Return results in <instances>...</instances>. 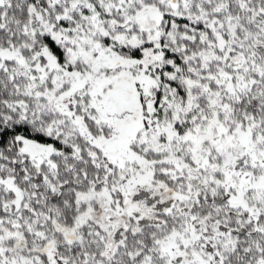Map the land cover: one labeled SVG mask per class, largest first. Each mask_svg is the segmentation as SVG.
<instances>
[{"label": "snow or ice", "instance_id": "6c2138e0", "mask_svg": "<svg viewBox=\"0 0 264 264\" xmlns=\"http://www.w3.org/2000/svg\"><path fill=\"white\" fill-rule=\"evenodd\" d=\"M0 264H264V0H0Z\"/></svg>", "mask_w": 264, "mask_h": 264}]
</instances>
